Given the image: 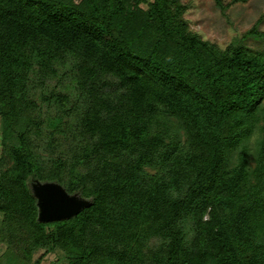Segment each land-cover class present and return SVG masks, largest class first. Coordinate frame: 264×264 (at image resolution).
<instances>
[{"label": "trees", "instance_id": "1", "mask_svg": "<svg viewBox=\"0 0 264 264\" xmlns=\"http://www.w3.org/2000/svg\"><path fill=\"white\" fill-rule=\"evenodd\" d=\"M189 9L0 0V264H264L261 19L220 46Z\"/></svg>", "mask_w": 264, "mask_h": 264}, {"label": "rangeland", "instance_id": "2", "mask_svg": "<svg viewBox=\"0 0 264 264\" xmlns=\"http://www.w3.org/2000/svg\"><path fill=\"white\" fill-rule=\"evenodd\" d=\"M183 1L190 5V9L185 14L190 27L197 30L204 38L210 39L220 46H226L232 38L241 36L259 18L261 21L258 27L264 30V0L235 2L225 11H220L212 0ZM248 42H251L252 46L257 44L250 40ZM43 206L42 202L41 207ZM4 246L0 243V251L4 250ZM47 262L43 261V264H47Z\"/></svg>", "mask_w": 264, "mask_h": 264}, {"label": "water", "instance_id": "3", "mask_svg": "<svg viewBox=\"0 0 264 264\" xmlns=\"http://www.w3.org/2000/svg\"><path fill=\"white\" fill-rule=\"evenodd\" d=\"M43 203L42 218L45 220H54L68 216L73 208L69 202L58 195L46 197Z\"/></svg>", "mask_w": 264, "mask_h": 264}]
</instances>
